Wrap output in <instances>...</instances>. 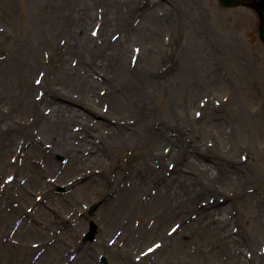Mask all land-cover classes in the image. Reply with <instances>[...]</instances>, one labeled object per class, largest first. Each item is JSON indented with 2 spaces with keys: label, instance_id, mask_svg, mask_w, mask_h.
<instances>
[{
  "label": "rangeland",
  "instance_id": "374dc122",
  "mask_svg": "<svg viewBox=\"0 0 264 264\" xmlns=\"http://www.w3.org/2000/svg\"><path fill=\"white\" fill-rule=\"evenodd\" d=\"M137 1L0 0V264H264V81L257 79L264 75V43L258 15L217 0H153L150 7H137ZM79 2L94 18L84 35L94 37V52L103 55L92 73L99 94L94 100L84 96L86 105L71 102L77 111L67 113L74 119L71 129L93 141L90 152L78 147L81 162L65 156L63 144L27 103L61 82L60 56L47 43L55 37V44H64L62 23L82 11ZM114 10L119 18L101 33V18ZM153 15L163 20L160 27ZM122 36L131 65L139 66L146 53L140 70L155 74L143 90L151 117L160 119L168 136L179 134L188 147L205 151L198 156L209 168L207 180L187 169L177 175L173 158L157 159L155 153L170 152L168 143L124 131L147 118L140 105L111 110L121 85L109 46ZM228 46L240 55H228ZM70 56L67 63H76ZM30 59L37 63L31 72L25 64ZM222 70L225 76L215 75ZM26 84L34 87L28 99ZM83 111L90 118H82ZM228 166L238 178L230 177ZM150 168L172 179L171 187L160 188ZM202 179L229 195L219 202H228L217 215L221 225L197 221V212L185 205L192 184L210 199ZM91 220L98 232L83 242Z\"/></svg>",
  "mask_w": 264,
  "mask_h": 264
},
{
  "label": "bare ground",
  "instance_id": "6f19581e",
  "mask_svg": "<svg viewBox=\"0 0 264 264\" xmlns=\"http://www.w3.org/2000/svg\"><path fill=\"white\" fill-rule=\"evenodd\" d=\"M67 1H69V3L72 5L73 2H71V0ZM152 1L153 0L137 1V7H139V5L150 7L152 5ZM78 5L79 7H82V11L74 12V15L70 13L69 24L65 20V22L62 23L63 26H65V30L62 31V38L65 40L64 44H62L63 46L60 44V40L58 45L55 44V37H53L52 40L47 43L50 51H54L52 54L55 56L57 52V55L60 56V63L58 62L57 73L59 74V80H61V82L57 83L58 86L52 87V91L37 97V100L35 101L28 99V96L30 98V93L34 90V87L31 84H26V87L28 90V106L30 110L33 111V114L39 124L43 127V129L49 128L54 132L56 139L58 140L57 144L59 146L60 144H63L62 149H64V151L62 152L65 153L66 157L69 159L71 158V160L81 162L84 154L83 151L81 152L78 149V147L82 143L81 149L86 148L90 152V150H93V148H90V145L93 141L89 139L84 140V137H80V133L78 131L71 129V124L73 123L74 119L72 120L71 114L67 113H73V111H77L74 107H72L71 102L83 103L84 96L85 99H88L89 97L91 100H94L99 94L101 87L98 85V77L96 75L93 77L92 73L95 72L93 66H98L102 63L103 55L101 53L96 54L94 52V37L89 36L88 34L86 36L84 35V31L87 33V30H84V28L88 22L94 19L93 15L90 10H83V2H79ZM150 13L153 14L154 11ZM124 17L125 16H123V19ZM112 18H119L116 10L105 13L103 18H101V23H103L101 33L108 29L110 26V19ZM153 19L157 27H160V25L163 23L162 19L157 18L154 15ZM105 20H107L106 23ZM127 48L128 43L126 40H123V36L119 37L109 46L111 58H113L115 62L113 65V72L116 76V79L119 81L118 83L121 85L119 88L115 87L119 98L117 97V104L116 102L112 103L110 100L111 110L115 111V109H119L118 104L121 105L127 102L130 108H132L134 102L136 105H140L141 114L140 112H136V114H140L142 117L143 113H147V118L145 120L143 118H139L140 121L135 128H132L134 126H126L124 131H127L126 129L128 128L132 132L137 131L140 136L152 138L157 144L162 142L168 143L170 146V152L167 154H164L165 152L160 153V151L155 153V157L157 159H162L166 156L173 158V161L176 164L174 170H176L175 173L177 175L187 169V171L191 172V174L201 173L200 177H203L204 180H207L208 176L206 173L209 171V168L206 161L198 156V154L204 155L205 151H200V148H196V146L188 147L187 143L184 142V139L179 134L173 137L168 136L166 130L165 132L162 131L163 129L160 130V119L153 120L151 117L153 113L152 108L149 106V99L143 90L147 84H153L155 82V79L152 77L155 74L151 71L149 74L143 75V71L140 70L145 68L144 61L146 60V53H142L140 55L138 60L139 66H136L137 62H135L134 66L131 65L133 64V58L126 55ZM70 55L74 56L71 57ZM228 55H232L234 57L238 56L240 55V50L233 46H228ZM69 56L70 60L72 59L73 61H76L77 64H71L69 62L67 63V58ZM56 57L58 58V56ZM218 58L219 55H217V61H224V59ZM27 61L25 62L26 66L28 67L27 70L31 72L34 69V66L37 67V63H34L32 59H30L28 62ZM250 67L254 69L252 65ZM213 73L214 70L212 71L211 75H213ZM220 73H222L223 76L226 75L224 70L216 73L215 75L220 76ZM257 79L263 83L264 75L258 74ZM4 83L5 80L2 79V72L0 71V86L4 85ZM63 88H65L67 91H63ZM69 91L70 94L68 93ZM71 92L74 93L71 95ZM108 94L109 99L111 94ZM86 95L88 97H86ZM103 99L98 98V102L102 101ZM85 103L86 102L83 104L86 105ZM44 108L49 109L47 114L43 112ZM52 115L60 119L58 124H53L51 122L50 117ZM90 116V111H83L82 118L88 119ZM118 123L119 120L115 119L114 124L118 125ZM262 128H264V125H262ZM178 129H180V127ZM121 132L122 130L120 133ZM39 143V140L30 141V144H33V147H39ZM228 168L230 177H239L238 173L235 171V167L230 169V166H228ZM150 172L152 176L156 177L155 183H158L160 188L162 186L167 188L171 187V183L173 182L172 179H164L161 177V173L158 170L152 168H150ZM203 179L201 180V184H205L212 192L209 195L210 199H203V196L207 194L206 189H200L199 192H197L196 185L192 184L188 186V189L185 190V205H188V208H191L193 212H197L196 216L194 217L197 221L202 222L205 220L204 222H206V220H208L214 221L221 225L223 224V218H220V216L217 215L226 210L225 206L228 204V202L223 205H219V202L228 200L229 195L227 194V191L219 190L216 187L210 189L212 182H203ZM180 183L182 182L180 181ZM178 185L181 186L180 184ZM160 191L162 192V190ZM175 192L176 191L174 188V193ZM230 235H232V233H230ZM229 239L231 240V238ZM249 263L251 262L248 261V264Z\"/></svg>",
  "mask_w": 264,
  "mask_h": 264
},
{
  "label": "water",
  "instance_id": "95a60500",
  "mask_svg": "<svg viewBox=\"0 0 264 264\" xmlns=\"http://www.w3.org/2000/svg\"><path fill=\"white\" fill-rule=\"evenodd\" d=\"M222 5L230 6L234 4H246L253 6L259 13L261 23L259 27V32H262V36L264 37V0H218ZM96 225L91 224L89 231L85 234L84 239H93L94 233L96 232Z\"/></svg>",
  "mask_w": 264,
  "mask_h": 264
},
{
  "label": "snow or ice",
  "instance_id": "6c2138e0",
  "mask_svg": "<svg viewBox=\"0 0 264 264\" xmlns=\"http://www.w3.org/2000/svg\"><path fill=\"white\" fill-rule=\"evenodd\" d=\"M149 251H151V249H149Z\"/></svg>",
  "mask_w": 264,
  "mask_h": 264
}]
</instances>
